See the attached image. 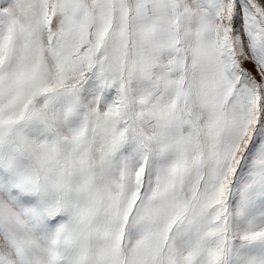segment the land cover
<instances>
[{
  "label": "snow or ice",
  "instance_id": "obj_1",
  "mask_svg": "<svg viewBox=\"0 0 264 264\" xmlns=\"http://www.w3.org/2000/svg\"><path fill=\"white\" fill-rule=\"evenodd\" d=\"M0 264H264V0H0Z\"/></svg>",
  "mask_w": 264,
  "mask_h": 264
}]
</instances>
